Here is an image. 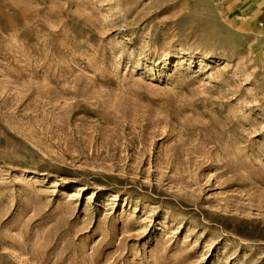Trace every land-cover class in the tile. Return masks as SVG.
<instances>
[{
  "label": "rangeland",
  "instance_id": "374dc122",
  "mask_svg": "<svg viewBox=\"0 0 264 264\" xmlns=\"http://www.w3.org/2000/svg\"><path fill=\"white\" fill-rule=\"evenodd\" d=\"M255 0H0V264H264Z\"/></svg>",
  "mask_w": 264,
  "mask_h": 264
},
{
  "label": "crops",
  "instance_id": "0c3cea01",
  "mask_svg": "<svg viewBox=\"0 0 264 264\" xmlns=\"http://www.w3.org/2000/svg\"><path fill=\"white\" fill-rule=\"evenodd\" d=\"M260 5L261 13L264 16V0H255L252 2V5Z\"/></svg>",
  "mask_w": 264,
  "mask_h": 264
},
{
  "label": "built area",
  "instance_id": "2783aa9c",
  "mask_svg": "<svg viewBox=\"0 0 264 264\" xmlns=\"http://www.w3.org/2000/svg\"><path fill=\"white\" fill-rule=\"evenodd\" d=\"M218 1H220V2L224 3V2H226L227 0H218Z\"/></svg>",
  "mask_w": 264,
  "mask_h": 264
}]
</instances>
